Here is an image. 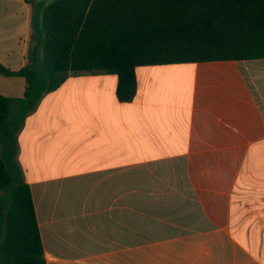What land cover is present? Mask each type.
<instances>
[{
    "label": "crops",
    "instance_id": "obj_1",
    "mask_svg": "<svg viewBox=\"0 0 264 264\" xmlns=\"http://www.w3.org/2000/svg\"><path fill=\"white\" fill-rule=\"evenodd\" d=\"M41 2L0 0L11 70ZM135 74L130 102L116 74L71 75L18 132L46 264H264V59Z\"/></svg>",
    "mask_w": 264,
    "mask_h": 264
},
{
    "label": "trees",
    "instance_id": "obj_2",
    "mask_svg": "<svg viewBox=\"0 0 264 264\" xmlns=\"http://www.w3.org/2000/svg\"><path fill=\"white\" fill-rule=\"evenodd\" d=\"M34 3L35 0H29ZM25 79L14 115L0 93V264H46L18 132L43 95L73 75L116 74L130 102L139 66L264 59V0H51L34 4Z\"/></svg>",
    "mask_w": 264,
    "mask_h": 264
},
{
    "label": "rangeland",
    "instance_id": "obj_3",
    "mask_svg": "<svg viewBox=\"0 0 264 264\" xmlns=\"http://www.w3.org/2000/svg\"><path fill=\"white\" fill-rule=\"evenodd\" d=\"M42 1L49 3L51 0H42ZM29 40L32 41V37H30ZM168 79L170 82H168L167 84L170 86L175 85L176 83H179L180 86L182 84V80L180 79L179 74L174 73L173 75L169 76ZM25 90H26L25 79L21 77H5L2 74H0V93L12 99L10 104L12 115H14V113L17 110L18 99L24 97ZM0 152H1V147H0ZM256 221L258 222V220ZM257 222H255L254 224V227L255 228L257 227V229L252 231L253 238L261 236L258 230L260 224Z\"/></svg>",
    "mask_w": 264,
    "mask_h": 264
}]
</instances>
